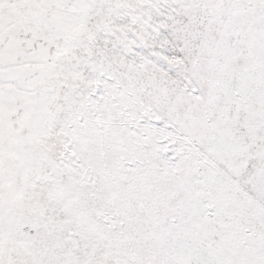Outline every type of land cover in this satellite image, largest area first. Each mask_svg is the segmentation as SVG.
<instances>
[{"label": "snow or ice", "instance_id": "obj_1", "mask_svg": "<svg viewBox=\"0 0 264 264\" xmlns=\"http://www.w3.org/2000/svg\"><path fill=\"white\" fill-rule=\"evenodd\" d=\"M0 264H264V0H0Z\"/></svg>", "mask_w": 264, "mask_h": 264}]
</instances>
